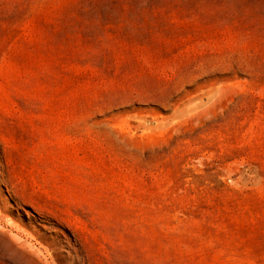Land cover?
Listing matches in <instances>:
<instances>
[{
	"label": "rangeland",
	"instance_id": "obj_1",
	"mask_svg": "<svg viewBox=\"0 0 264 264\" xmlns=\"http://www.w3.org/2000/svg\"><path fill=\"white\" fill-rule=\"evenodd\" d=\"M0 264H264V0H0Z\"/></svg>",
	"mask_w": 264,
	"mask_h": 264
}]
</instances>
